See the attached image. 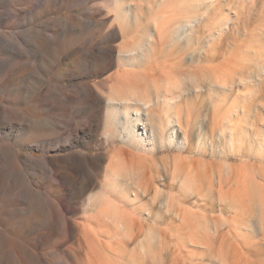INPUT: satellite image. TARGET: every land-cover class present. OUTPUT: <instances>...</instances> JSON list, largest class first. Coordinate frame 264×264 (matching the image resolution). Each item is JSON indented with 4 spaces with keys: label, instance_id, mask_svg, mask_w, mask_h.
Here are the masks:
<instances>
[{
    "label": "rangeland",
    "instance_id": "obj_1",
    "mask_svg": "<svg viewBox=\"0 0 264 264\" xmlns=\"http://www.w3.org/2000/svg\"><path fill=\"white\" fill-rule=\"evenodd\" d=\"M150 1L152 4L149 5ZM175 1L166 0L162 3L160 0H134L140 6L139 19L134 24L129 23L124 30L125 37L121 36L114 43L129 49L150 30L149 24L154 22L153 18L156 20V17L158 19L163 14L170 20L173 17H186L187 14V17L190 15L200 19L193 28L185 32L182 39L173 42L174 44H158L154 55L135 66L138 71H150V83H169L185 89L187 94L180 100V105L175 109L165 107V111L178 113L184 123L188 122L189 130L193 131L189 134L191 147L188 145L181 151L189 161L186 164L194 179L200 184L199 192L188 197L177 184L168 187V180L163 184L159 182L165 195L177 196L185 204L177 212L174 209V214L158 207L153 221L147 223L154 229L151 264H264V145L260 140L264 134V73L258 69L264 68V0H182L184 5L177 11L172 8ZM111 2L112 0H0V15L3 16L0 18V35L6 34L11 41L20 43V48L25 53L21 56L16 50L0 48V107L26 112L36 121L45 116L47 101L61 99L60 91L64 87L76 98L77 107L86 104V97L74 85L87 80L89 75H86V71L81 79L76 77L80 73L76 66L84 60V52L89 57L96 54L100 46L97 44L99 38L104 39L105 35L118 30L115 12L112 11L113 16L108 14L113 9ZM8 10L21 12L22 15L13 13L6 18ZM90 12L95 14V22L86 20ZM177 12L179 13L175 14ZM69 21L77 27L74 34L66 26ZM55 32L58 33V38L62 36L59 43L52 37ZM73 35L75 38L70 40ZM213 35L211 42L206 43ZM208 46L219 50L220 56L213 59L207 54ZM80 47L85 50L79 51ZM199 50L200 53L203 51L202 55ZM30 63L34 64V69ZM25 66L30 68L25 69ZM228 67H242L243 72L254 73L256 78L231 91L220 93L218 100V96L209 94L204 87L214 70ZM118 71L117 62L112 70L90 80L102 81ZM46 82L51 91L49 95L44 94ZM193 88L198 91H193ZM221 99L226 100L225 105L220 103ZM228 104H246V113L227 115ZM72 112L71 108L64 117H75L82 123L90 120V109ZM49 114L56 118L63 111L56 109ZM120 120L121 117L116 121ZM5 121L7 117L0 114V122ZM104 121L105 119L98 131L99 139L107 132ZM16 127L19 125L16 124ZM221 131L227 134L223 151L217 140ZM56 132L58 130L52 126L42 124L35 125L34 129L32 125L26 124L20 130L7 126L1 128L0 168L3 172L0 173V237L5 239L3 242L1 238L2 250L4 243L6 246L5 251L0 249V254H5L3 258L0 255V264H18L19 258L14 259L15 254L18 257L22 254L14 243H10L14 239L32 252L45 254L49 258L53 243L60 241L59 217L52 211L48 198L31 192L42 191L51 197V189L54 188L50 185L42 164L48 163L58 175L74 178L83 174L82 170L85 168L93 169V163L99 154L105 152V147L94 146L96 133L91 132L89 127L79 128L60 137H55ZM180 135L182 137L179 130ZM232 137L234 140L230 142ZM42 139L47 140L46 144L43 142L44 146L38 144ZM116 143L121 145L120 141ZM178 150L180 149L176 146H171L169 151L157 154L156 158L161 160L168 153H178ZM76 154L83 157L78 162L71 161L69 157ZM228 167L235 171H231L232 175L226 171ZM12 169L18 172H13ZM255 183L259 184V189L251 192L254 189L250 186ZM219 191H223L227 203L238 199L237 203L240 202L243 209L240 208V211L244 214L241 211L237 215L235 211L225 209L226 205L217 200ZM18 192L29 196L33 203L38 201L41 204L36 216L25 215L22 223H17L18 220H11L10 217L16 202L13 195ZM160 199L159 197L156 203H161ZM252 200H259V207L261 205L262 209L253 208L250 203ZM69 201L74 202V199ZM254 210L256 216L259 213L263 224L253 222ZM247 220L249 224H246ZM135 245L127 250H133L137 247ZM8 251L14 254L9 255ZM61 254L62 251L56 253Z\"/></svg>",
    "mask_w": 264,
    "mask_h": 264
},
{
    "label": "bare ground",
    "instance_id": "obj_2",
    "mask_svg": "<svg viewBox=\"0 0 264 264\" xmlns=\"http://www.w3.org/2000/svg\"><path fill=\"white\" fill-rule=\"evenodd\" d=\"M163 1L166 0H160L162 3ZM111 3L113 9L109 10L108 14H111L112 11L115 12L118 30L105 35L104 39L99 38V43L97 44H100V46L96 54L89 57L88 53L84 52L82 54L84 60H81L76 66V69L80 70L76 77L81 79L86 71V75H89L87 80L74 85L86 97V104L80 108L77 107L76 98L71 95L72 92L70 90L64 87L60 91L59 98L61 99L59 101H47L44 111L46 113L45 116L40 117L36 121L26 112H20L4 106L0 107V114L7 117L6 124L0 122V131L4 126L10 129L11 127L19 128L20 130L24 128L25 124L32 125V129H34L35 125L42 124V126L50 125L58 130L54 135H56L55 137H60L66 133L71 134L79 128L89 127L91 132L96 133L94 146L105 147V152L100 153L95 163H93V169H83V174L80 173L78 177L72 178L58 175L48 163L42 164L44 172L48 174L50 185L54 188L51 189V197L42 191L35 192L31 190V192L36 196L40 194L42 197L48 198L52 211L59 217L60 241L53 243L49 258L45 254L32 252L19 240L14 239L10 243H14L22 254L20 257L16 254L15 258L13 256L14 259L19 258L18 264H151L154 229L147 223L153 221L156 208L162 207L167 212L172 211L171 214H174L179 209H183L182 204H185L180 202L177 196L165 195L161 188L162 184L166 180H168V187H174L177 184L182 193L188 197L197 194L200 190L198 187L200 184L196 182L189 165L186 164L189 161L183 157L181 151L188 145L191 147L189 134L193 131L189 130L187 119V123H184L181 116L175 111L170 113L165 111V107L175 109L180 105V100L185 98L187 94L185 89L174 87L169 83L163 85L157 82H154V84L150 83V71H138L135 68L142 60H146L155 54L158 44L165 42L175 43L177 40L182 39L185 32L193 28L200 19L193 15V17H190V15L187 17L188 14L186 17H183L182 14L181 18L177 15L179 19L174 15L176 18L174 19L173 17L171 20L164 17V14L160 16L161 18L157 19L156 17V20L153 18L154 22L151 21L152 23L149 24L150 30H148L146 35L140 41L134 42L130 48L128 47L129 49H126L125 47L116 46L114 43L121 36L125 37L124 30L129 23L134 24L138 21L140 6L136 5L134 0H112ZM150 4H152L151 1L149 2ZM183 5L182 0H176L172 8L177 11ZM109 7L111 8V6ZM13 13L17 14V16L18 14L22 15L21 12L17 13L16 11L8 10L5 17L8 18ZM88 15L87 21H96L93 12L88 13ZM111 16L113 15L111 14ZM0 18H3V16L0 15ZM66 26L73 34L77 30L72 21H69ZM58 36V33L55 32L52 37L54 41L58 40L59 43L62 36L59 38ZM72 38H75V35L69 39L73 40ZM213 38L214 35L209 40L207 39L206 43L209 44ZM84 46H86V42ZM208 47L207 54L211 55L213 59L220 56L219 50L211 46ZM0 48L5 50L9 48L13 51L16 50L18 55H25L23 49L20 48V43L11 41L6 34L0 35ZM55 49L57 50L58 48ZM78 50L84 51L85 49L80 47ZM202 52L200 53L199 50L201 55ZM117 62L119 71L116 74L102 81L90 80V78L98 75L100 77L103 76L105 72L112 70ZM29 65L32 69L35 68L34 64L30 63ZM28 68L30 67L25 66V69ZM260 68L258 69L264 73V68ZM261 71L260 74H262ZM139 78H143V80ZM255 78L256 74L254 75L253 73L252 75L249 71L243 72L242 67L217 69L212 72L204 88L209 91V94L218 96L217 99L219 100L220 93L231 91L233 88L245 85ZM190 80L195 82L194 79ZM45 86L44 94L49 95L51 91L47 82ZM196 88L192 90L198 91ZM220 103L225 105L226 100L221 99ZM71 108L73 109L72 113L90 109V120L82 123L77 121L75 117H64L71 111ZM226 108L227 115L246 113V104H228ZM56 109L63 111V114H60V117L63 118L59 116L54 118V116L49 114ZM120 117L121 120L116 121ZM103 119H105L104 125L107 128V132L106 135H101L99 139L98 131ZM15 123L19 127H16ZM179 130L182 137L181 135L179 136ZM261 136V144L264 145V134ZM226 138L227 134L224 131L219 132L217 135L221 151L226 146L223 145ZM231 140L229 141L233 142V137ZM116 141H120L121 145L117 144ZM43 142L46 144L47 140L42 139L38 144L44 146ZM171 146L179 148L178 153L174 155L168 153L164 158H160L161 160L156 158L157 154L169 151ZM8 147L11 148L12 146L8 145ZM17 154L20 156L19 153ZM81 157L83 156L76 154L71 155L69 159L78 162ZM12 171L18 172L13 169ZM226 171L230 173L229 175H232L231 171L233 172L234 170L228 167ZM1 172H3L2 168H0ZM255 174L257 175V173ZM235 175L237 174L235 173ZM229 177L232 178V176ZM160 181L162 184H159ZM258 186L259 184L257 183L254 186H250V188L254 189L251 192H256L259 189ZM232 188L234 190V187ZM222 192L220 193L219 191L218 202L224 203L226 205L225 209L233 210L237 215L241 213L243 209L239 204L240 202L237 203L239 200L237 199L236 201L233 198L232 200L236 202L228 201L227 203ZM226 192L228 193V191ZM159 197L161 198V203H156ZM13 198L16 202L14 209L10 212V217L11 220H18L17 223H22L25 215L29 214L35 217L36 212L41 208V204L38 201L33 203L29 196L20 192L15 193ZM72 199H74V202L69 201ZM258 201L252 200L250 202L251 206L262 209L261 205L259 207L261 203H258ZM240 208L242 209L241 211ZM174 209L175 211L173 212ZM253 213H255V210ZM253 213L251 212L252 217ZM257 214L258 216L255 213L253 217L255 220H252L254 223L261 225L263 223L259 219V213ZM247 221L248 223L246 224H249V220ZM34 230L36 231L37 228H34ZM1 238L3 242L5 239L0 237V249L2 250ZM3 245L6 246L5 243ZM132 245L137 247L131 251L127 250ZM9 251L5 253H11ZM58 251H62V254L56 255ZM11 254L14 253L12 252ZM17 254L20 253L17 252ZM2 264L5 263L2 262Z\"/></svg>",
    "mask_w": 264,
    "mask_h": 264
}]
</instances>
